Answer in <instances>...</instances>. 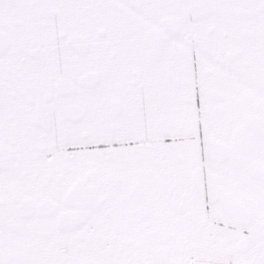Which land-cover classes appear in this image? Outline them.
<instances>
[{"label": "snow or ice", "instance_id": "snow-or-ice-1", "mask_svg": "<svg viewBox=\"0 0 264 264\" xmlns=\"http://www.w3.org/2000/svg\"><path fill=\"white\" fill-rule=\"evenodd\" d=\"M0 264H264V0H0Z\"/></svg>", "mask_w": 264, "mask_h": 264}]
</instances>
